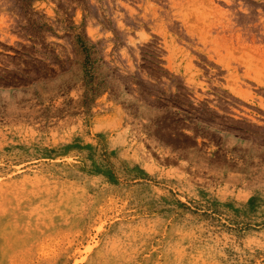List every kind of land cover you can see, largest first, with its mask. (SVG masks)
Masks as SVG:
<instances>
[{
	"label": "rangeland",
	"instance_id": "obj_1",
	"mask_svg": "<svg viewBox=\"0 0 264 264\" xmlns=\"http://www.w3.org/2000/svg\"><path fill=\"white\" fill-rule=\"evenodd\" d=\"M0 264H264V0H0Z\"/></svg>",
	"mask_w": 264,
	"mask_h": 264
},
{
	"label": "bare ground",
	"instance_id": "obj_2",
	"mask_svg": "<svg viewBox=\"0 0 264 264\" xmlns=\"http://www.w3.org/2000/svg\"><path fill=\"white\" fill-rule=\"evenodd\" d=\"M228 55H230L232 58H234L233 50H231V52H229ZM249 68H251V67H249ZM240 94H244V92H240ZM203 122L205 124L209 125L211 128H214L215 130H217V131H219L221 133L229 132L233 136H237V133L236 132H234L232 130L225 129L222 125L218 124L217 122H214V121H206V120H203Z\"/></svg>",
	"mask_w": 264,
	"mask_h": 264
}]
</instances>
